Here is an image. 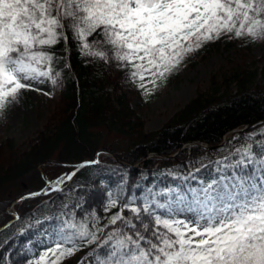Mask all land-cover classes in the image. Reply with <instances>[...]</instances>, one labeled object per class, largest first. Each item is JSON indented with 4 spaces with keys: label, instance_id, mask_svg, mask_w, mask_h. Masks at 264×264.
I'll list each match as a JSON object with an SVG mask.
<instances>
[{
    "label": "snow or ice",
    "instance_id": "snow-or-ice-1",
    "mask_svg": "<svg viewBox=\"0 0 264 264\" xmlns=\"http://www.w3.org/2000/svg\"><path fill=\"white\" fill-rule=\"evenodd\" d=\"M223 36L264 41V0H0V113L22 91L50 95L37 85L57 84L61 42L66 54L71 41L82 56L129 68L151 94L148 84ZM227 167L199 188L149 189L139 203L110 195L105 210L117 211L107 223L64 221L39 264H61L92 244L104 249L96 264H264V151L246 149ZM75 174L49 185L58 191Z\"/></svg>",
    "mask_w": 264,
    "mask_h": 264
},
{
    "label": "trees",
    "instance_id": "trees-1",
    "mask_svg": "<svg viewBox=\"0 0 264 264\" xmlns=\"http://www.w3.org/2000/svg\"><path fill=\"white\" fill-rule=\"evenodd\" d=\"M236 43L247 50L253 45L247 37L223 36L205 43L184 61L208 55L221 44L230 48ZM53 50L60 58L55 70L61 72L53 86L58 96L55 108L28 150L17 151L10 138L0 143V264L28 261L25 247L31 239L18 229L49 222L54 239L66 220L91 225L95 216L105 224L117 211L105 210L110 195L121 203L134 195L139 203L149 189H167L168 175L186 178L229 158L264 125V67L260 80L254 71L235 73L229 78L235 89L215 87L199 94L161 129L145 132L131 108V98L136 95L148 104L162 88L177 81L176 69L155 87L148 84L151 94H147L130 84L131 70L115 60L82 56L71 41L67 54L63 42ZM95 160L58 191L50 187V181ZM39 191L46 193L20 200ZM95 251L104 249L81 245L76 253L86 261L95 257Z\"/></svg>",
    "mask_w": 264,
    "mask_h": 264
},
{
    "label": "rangeland",
    "instance_id": "rangeland-1",
    "mask_svg": "<svg viewBox=\"0 0 264 264\" xmlns=\"http://www.w3.org/2000/svg\"><path fill=\"white\" fill-rule=\"evenodd\" d=\"M263 67L264 41L253 42L250 50L245 49L240 43L232 44L230 48L221 44L217 50L213 49L208 55L201 54L188 61H183L176 68L177 81L162 88L148 104L144 105L134 95L130 105L140 116L145 132H154L168 123L197 95L209 93L215 87L220 88V91L235 89L234 83L232 84L229 78L243 71L256 72V80H260ZM129 78L131 85H138V82L134 83L130 76ZM37 87L50 95L37 91H22L19 102L9 105L3 113H0V143L10 138L17 151L28 150L30 142L35 139L38 131L47 122L51 111L56 106L58 96L50 81H45ZM250 137L251 140H246L243 145L235 148L229 158L219 160L211 168L203 167L181 179L168 175L166 177L167 189L179 188L187 191L189 188H199L202 182L206 183L218 178L225 171L230 172L227 166L240 159L246 149H250L255 156L259 157L260 150L264 148V125L257 132L250 134ZM47 223L49 222H38L18 229L20 234L31 239L25 247L28 261L24 264H39L44 252L53 246L54 231ZM80 262L96 264V259L90 257L85 261L81 255L75 253L63 260L61 264H80Z\"/></svg>",
    "mask_w": 264,
    "mask_h": 264
},
{
    "label": "water",
    "instance_id": "water-1",
    "mask_svg": "<svg viewBox=\"0 0 264 264\" xmlns=\"http://www.w3.org/2000/svg\"><path fill=\"white\" fill-rule=\"evenodd\" d=\"M91 164H94V163H90V162H88V163H83V164H81V165H84L83 167H86V166H89V165H91ZM81 165H79L78 167H76L75 169H73L71 172H73V171L78 172L80 169L83 168V167H81ZM65 182H66V181H65ZM37 193H40V195L42 194V192H37ZM33 194H34V193L23 196L21 200H23V199H28V198H34V197L40 196V195H33ZM3 228H4V227H3ZM3 228H2V229H3ZM2 229H1V230H2Z\"/></svg>",
    "mask_w": 264,
    "mask_h": 264
},
{
    "label": "bare ground",
    "instance_id": "bare-ground-1",
    "mask_svg": "<svg viewBox=\"0 0 264 264\" xmlns=\"http://www.w3.org/2000/svg\"><path fill=\"white\" fill-rule=\"evenodd\" d=\"M137 161H138V160H137ZM115 162H116V161H115ZM123 162H124V161H123ZM123 166H124V165H123ZM38 170H39V169H38ZM39 172H40V171H39ZM41 173H42V172H41ZM41 173H40V174H41ZM69 173H70V172H69ZM75 175H76V174H75ZM70 181H71V180H70Z\"/></svg>",
    "mask_w": 264,
    "mask_h": 264
}]
</instances>
